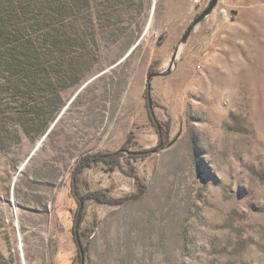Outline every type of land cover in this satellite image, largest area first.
<instances>
[{
    "label": "rangeland",
    "instance_id": "1",
    "mask_svg": "<svg viewBox=\"0 0 264 264\" xmlns=\"http://www.w3.org/2000/svg\"><path fill=\"white\" fill-rule=\"evenodd\" d=\"M210 1L85 9L91 69L44 133L0 147V264H77L71 172L121 149L82 177L109 199L86 203L89 264H264V0H219L183 43ZM153 62L170 73L147 96Z\"/></svg>",
    "mask_w": 264,
    "mask_h": 264
},
{
    "label": "trees",
    "instance_id": "2",
    "mask_svg": "<svg viewBox=\"0 0 264 264\" xmlns=\"http://www.w3.org/2000/svg\"><path fill=\"white\" fill-rule=\"evenodd\" d=\"M86 8H93V0H0V147L23 134L44 133L64 105L62 90L78 84L91 69L93 61L86 52L95 39L91 34L96 24L94 18L86 25L81 21ZM155 62L148 74L156 72ZM151 89L152 83L147 82V96ZM122 152L87 153L71 172L78 202L75 234L81 253L77 264H89L88 246L81 239L89 230L88 225L83 229L87 200H109L100 190L84 191L83 174L100 164L115 170L121 166ZM153 152L150 148L136 155Z\"/></svg>",
    "mask_w": 264,
    "mask_h": 264
},
{
    "label": "water",
    "instance_id": "3",
    "mask_svg": "<svg viewBox=\"0 0 264 264\" xmlns=\"http://www.w3.org/2000/svg\"><path fill=\"white\" fill-rule=\"evenodd\" d=\"M219 0H211L208 4V6L194 19L193 24L191 26L188 27L187 31L185 32V34L183 35L182 38V42L185 43L187 42L191 31L193 30L194 26L197 25L199 22H201L202 20H204L212 11L213 9L216 7V5L218 4ZM177 55L174 56V58H176ZM170 71L168 72H153L151 74H148L147 76V82H151V79L155 76L158 75H166L169 74ZM82 89V87L79 89V91ZM78 91V92H79ZM77 92V93H78ZM152 104V100H150V105ZM41 143V142H40ZM40 143L37 145V147L35 148V150L38 148V146L40 145ZM35 150L31 153L30 157L33 155V153L35 152Z\"/></svg>",
    "mask_w": 264,
    "mask_h": 264
},
{
    "label": "bare ground",
    "instance_id": "4",
    "mask_svg": "<svg viewBox=\"0 0 264 264\" xmlns=\"http://www.w3.org/2000/svg\"><path fill=\"white\" fill-rule=\"evenodd\" d=\"M151 26H152V19L150 18V21L149 23L147 24V27L145 29V32H144V36L147 38L150 34V31H151Z\"/></svg>",
    "mask_w": 264,
    "mask_h": 264
}]
</instances>
